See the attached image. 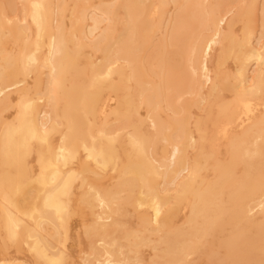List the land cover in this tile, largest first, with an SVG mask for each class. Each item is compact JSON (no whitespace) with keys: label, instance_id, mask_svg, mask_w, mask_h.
I'll list each match as a JSON object with an SVG mask.
<instances>
[{"label":"bare ground","instance_id":"obj_1","mask_svg":"<svg viewBox=\"0 0 264 264\" xmlns=\"http://www.w3.org/2000/svg\"><path fill=\"white\" fill-rule=\"evenodd\" d=\"M84 211L81 264H264V0H0V264Z\"/></svg>","mask_w":264,"mask_h":264},{"label":"rangeland","instance_id":"obj_2","mask_svg":"<svg viewBox=\"0 0 264 264\" xmlns=\"http://www.w3.org/2000/svg\"><path fill=\"white\" fill-rule=\"evenodd\" d=\"M241 27L242 26H239L238 27V29H237V31H240V29H241ZM234 63V62H233ZM232 63V61L231 62H229V64L227 65V67L225 68L226 69V71H228L229 70V72L231 71V72H233L234 71V69H235V64H233ZM43 75V74H42ZM41 75V76H42ZM46 75V74H45ZM44 75V76H45ZM40 76V77H41ZM33 77H31V80H29V85H31L32 83L34 84V82H35V77L32 79ZM44 79H46V78H44V77H42V80H44ZM32 81H34V82H32ZM32 84V85H33ZM31 85V86H32ZM207 92V89L206 90H204V94ZM225 99H231V96H229V94L228 93H225ZM194 114H195V116H197V117H195L196 119H200V118H203L204 117V113L201 111V110H199V109H195L194 110ZM141 115H142V117L145 115V111L143 110V112H141ZM7 116H8V119H10L12 116H13V113H8L7 114ZM199 116V117H198ZM12 119V118H11ZM222 152H223V149H220L219 150V154H222ZM191 153V155H194V151H191L190 152ZM193 153V154H192ZM109 174L108 175H106L105 176V178L104 177H101L102 178V183H104L105 185H107V183H108V185H111V183H112V181H110V178H109ZM94 177V176H93ZM100 178V179H101ZM109 178V180L107 181V183H105V181L107 180ZM110 183V184H109ZM87 213V211H84V214H82V215H85ZM82 215H77V217L78 218H76V217H74V220H72L73 222H72V224H71V232H70V237H69V242H67V254H69V256H68V263L67 264H71L72 263V261H73V264H79V262H80V255L78 254L79 253V251L81 250V249H83L84 250V252H87L88 250H86V249H88L87 247H88V240L87 239H85L86 237H84V233H83V230L84 229H82L81 227H82V224L84 223V221L83 220H85V223L86 224H88L90 221H92L90 218V216H89V214L87 213L85 216H83V218L81 217ZM132 215H133V213H132ZM132 215H130L129 213L127 214V216H128V219H125L126 220V222H128L130 225H132L133 223H136L137 221H134L133 223H131L132 222V220L130 219L131 217H133ZM181 215H183V214H180V216H179V224L181 223V221H182V219L184 220V217L183 216H181ZM129 216H131L130 218H129ZM134 216H135V214H134ZM84 217H86V218H84ZM90 217V218H89ZM136 217V216H135ZM134 217V218H135ZM90 219V220H88V219ZM133 218V219H134ZM80 219H83V220H80ZM88 221V223H87V221ZM134 220H136V219H134ZM181 220V221H180ZM91 223V222H90ZM89 223V224H90ZM137 224V223H136ZM136 224H135V226H136ZM85 225V224H84ZM134 225L132 226V227H135ZM84 227V226H83ZM82 231V232H81ZM78 232V233H77ZM76 234V235H75ZM78 234V235H77ZM79 235H82V236H79ZM78 236V237H77ZM79 237H83L81 240H79ZM155 238V237H154ZM153 238V239H154ZM78 239V240H77ZM155 239H157V238H155ZM154 239V240H155ZM86 240V241H85ZM80 242H81V246L79 245L80 244ZM88 242V243H87ZM87 243V245H85ZM87 246V247H86ZM79 247H81L80 249H79ZM12 249H14V250H12ZM144 256H145V261H147V262H149V261H151L152 260V258L154 259V254L156 255L157 253V251H154V250H152V248H145L144 250ZM10 254H17V251H16V249L15 248H11L10 249ZM78 252V253H77ZM20 254H22V255H27L26 254V252L24 251L23 253H20ZM74 258H73V257ZM78 256H79V259H78ZM72 257V258H71ZM152 257V258H151ZM72 259H74V260H72ZM70 260H72V261H70ZM78 260V261H77ZM208 261L206 260V262H205V259H199V258H197V257H195V258H193L192 259V261H191V264H209V262L207 263ZM80 264H81V262H80ZM83 264V263H82ZM211 264V263H210Z\"/></svg>","mask_w":264,"mask_h":264}]
</instances>
